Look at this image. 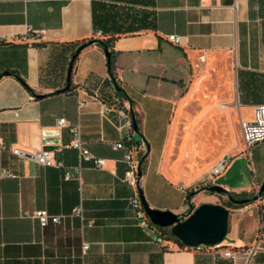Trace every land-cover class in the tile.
Listing matches in <instances>:
<instances>
[{
  "label": "crops",
  "instance_id": "1",
  "mask_svg": "<svg viewBox=\"0 0 264 264\" xmlns=\"http://www.w3.org/2000/svg\"><path fill=\"white\" fill-rule=\"evenodd\" d=\"M90 40L109 42L114 76L94 41L75 59L65 90L72 56ZM259 103L264 0H0V138L6 146L53 149L56 161L42 165L3 152L19 175L0 177V264H264V236L257 253L245 251L264 224V196L247 202L261 220L257 233L256 224L243 234L229 220L223 241L234 259L182 249L173 239L159 244L128 207L139 189L151 207L179 213L190 191L210 184L252 194L264 182V159L245 161L236 129ZM119 109L134 114L146 153L136 185L125 180L126 149L113 147L130 132ZM63 117L68 125H59ZM75 124L106 166L85 162L66 179L79 163L71 147ZM226 154V168L212 176ZM200 195L201 203H221L217 197L227 194ZM221 204L230 215L238 208ZM79 205L84 218L73 214ZM37 209L62 220L40 226Z\"/></svg>",
  "mask_w": 264,
  "mask_h": 264
},
{
  "label": "built area",
  "instance_id": "2",
  "mask_svg": "<svg viewBox=\"0 0 264 264\" xmlns=\"http://www.w3.org/2000/svg\"><path fill=\"white\" fill-rule=\"evenodd\" d=\"M100 34V32H98ZM22 39L27 37L21 36ZM169 40L180 44L181 36L177 34H171L168 36ZM105 110L110 111L112 108L108 105H105ZM121 120L123 124H126L130 128L129 134H127L123 139L117 141L113 144V147L116 149L125 148L126 153L124 154V160L129 164V169L125 174V180L130 182L133 185H136L138 180V168L139 162L141 160V144L135 138V129L133 126V118L130 111L119 109ZM59 125L65 126L68 125L66 118H60L58 121ZM72 140L71 147L76 150L78 155L79 163L74 168V171L67 170L65 173L66 179H71L74 177L75 173L80 174L84 163H89L90 166L96 168H105L106 158L96 156L85 144V141L82 138V130L79 124H75L70 129ZM241 132L245 148H249L254 143L264 140V103H259L254 108V118L252 120H242L241 122ZM9 151L13 155L21 159H31L42 165H53L56 163L54 158V150L50 148H42L38 150H27L18 146H6L4 141L0 138V177L1 178H14L19 175L17 169L13 168L9 164L5 163L2 158L4 151ZM231 155L226 154L223 156L218 163L212 168L211 175L216 176L220 174L227 166V162L230 159ZM263 196H260L256 199L259 202H262ZM193 204L189 198V203L186 206L184 213L186 215L190 214L193 210ZM248 206V205H247ZM128 207L133 211L134 219L136 223L144 228H147L150 232L154 234L155 240L161 244L164 242L165 238L157 233L152 222L147 216L139 193L136 190L133 196L129 198ZM84 209L81 205L76 206L73 210V214L84 218ZM33 217L37 220L40 226H47L49 224L60 223L62 217L59 215L51 214L46 209H37L35 210ZM264 236V224H262L256 242L250 247L246 248V253L253 255L262 248V239ZM83 250H86L89 247L88 243H83ZM168 248H171V245H167ZM188 249L195 251H208V250H217L224 257L234 259L236 257V251L224 244V241L215 243V244H199L194 246H188Z\"/></svg>",
  "mask_w": 264,
  "mask_h": 264
},
{
  "label": "water",
  "instance_id": "3",
  "mask_svg": "<svg viewBox=\"0 0 264 264\" xmlns=\"http://www.w3.org/2000/svg\"><path fill=\"white\" fill-rule=\"evenodd\" d=\"M94 41H99L104 45V51L107 56L108 64L111 66L112 51L103 40H90L89 42L81 44L72 56L68 70L67 83L64 87L65 90L70 88L71 73L75 59L85 46ZM8 73L9 71H4V74ZM131 114L133 118L134 129L138 132L137 121L134 114ZM141 164L142 159L139 162L138 177L142 174ZM199 190H207L217 193L227 192V189L219 184H210L200 188ZM195 192L196 190L192 191L188 195V198H191ZM262 195H264V182L259 187L258 192L253 197V200L258 199ZM139 196L143 208L152 224L158 225L160 227H170L172 235L185 245L194 246L199 244H215L223 241L227 236L229 229L230 209L221 203L202 202L196 207L193 206L191 213L186 215L184 212L179 213L170 209L151 207L145 199L141 189H139ZM236 201L240 203H246L249 201V199Z\"/></svg>",
  "mask_w": 264,
  "mask_h": 264
},
{
  "label": "rangeland",
  "instance_id": "4",
  "mask_svg": "<svg viewBox=\"0 0 264 264\" xmlns=\"http://www.w3.org/2000/svg\"><path fill=\"white\" fill-rule=\"evenodd\" d=\"M241 122L239 121L237 122V129H236V134H237V138L239 141V144H241L243 147L244 143H243V138H242V132H241ZM245 154V161L248 162L249 160H252L254 162V164H256V166L258 165L259 161L262 162V159H264V141H261L257 144H253L249 147V149H245L244 151ZM261 159V160H260ZM249 172L251 173V167H249ZM195 189L196 192L193 196H191V201L192 204L194 205V207L198 206L201 201L203 200L200 192L202 190ZM259 187L257 188V190H255L252 194H250V196L248 197H252L254 194H256L258 192ZM228 200V196L227 195H219L216 199V201H220L221 203H225L228 204L227 202ZM257 200H253L251 202H254ZM250 203V202H249ZM249 203L243 205L242 207H238L236 209L232 210V214L230 215V228L235 227V225L239 224L238 226H240V232L243 234H248L251 233V231L253 230L254 225L256 224L254 227L255 228V233H257L258 228L260 226V219H259V214L257 212H255L253 215H250V210L252 207V205H250ZM258 206V203H256ZM253 205V206H256ZM248 205V206H247ZM155 230L157 231V233H160L161 231H165L167 235H169L170 237H172V233H171V229L170 227H160L158 225H153Z\"/></svg>",
  "mask_w": 264,
  "mask_h": 264
},
{
  "label": "trees",
  "instance_id": "5",
  "mask_svg": "<svg viewBox=\"0 0 264 264\" xmlns=\"http://www.w3.org/2000/svg\"><path fill=\"white\" fill-rule=\"evenodd\" d=\"M105 44L108 46L109 45V42L108 41H104ZM103 45V44H102ZM104 46V45H103ZM111 75L114 76V71H113V67H112V64H111ZM118 89H119V92H123V89L118 86ZM140 154H141V159H142V164L141 166H143L144 162H145V159H146V153L143 152V151H140ZM194 191V190H192ZM190 191L189 194L192 192ZM188 194V195H189ZM224 194H227L228 196V206H233V207H242L243 205H245L246 203L243 202V203H240V202H237L236 200H242V199H249L248 202L252 201L253 200V197L255 196H252V197H248L250 196L249 193L247 192H241V193H237V192H233V191H228L225 192ZM235 199V200H234ZM160 234L165 238V239H173L175 240L177 243H178V247L179 248H182V249H185V248H188L187 245H185L184 243H182L181 241H179L177 238H175L174 236L170 237L169 235H167L166 233V230L165 231H161Z\"/></svg>",
  "mask_w": 264,
  "mask_h": 264
}]
</instances>
